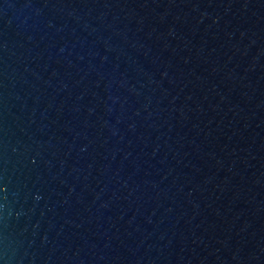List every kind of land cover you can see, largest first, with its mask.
<instances>
[{"label":"water","instance_id":"obj_1","mask_svg":"<svg viewBox=\"0 0 264 264\" xmlns=\"http://www.w3.org/2000/svg\"><path fill=\"white\" fill-rule=\"evenodd\" d=\"M0 264H264V0H0Z\"/></svg>","mask_w":264,"mask_h":264}]
</instances>
